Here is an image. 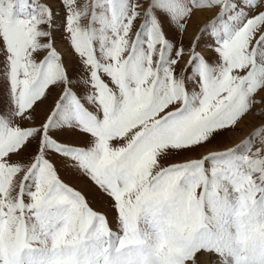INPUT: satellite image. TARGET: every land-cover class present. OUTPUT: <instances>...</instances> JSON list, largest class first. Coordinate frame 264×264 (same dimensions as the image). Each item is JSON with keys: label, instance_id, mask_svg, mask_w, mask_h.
Returning a JSON list of instances; mask_svg holds the SVG:
<instances>
[{"label": "snow or ice", "instance_id": "snow-or-ice-1", "mask_svg": "<svg viewBox=\"0 0 264 264\" xmlns=\"http://www.w3.org/2000/svg\"><path fill=\"white\" fill-rule=\"evenodd\" d=\"M0 85V264H264V0H0Z\"/></svg>", "mask_w": 264, "mask_h": 264}, {"label": "rangeland", "instance_id": "rangeland-1", "mask_svg": "<svg viewBox=\"0 0 264 264\" xmlns=\"http://www.w3.org/2000/svg\"><path fill=\"white\" fill-rule=\"evenodd\" d=\"M46 2L50 3L51 6L53 7L54 10H59L60 9V0H46ZM215 9L213 10H205V11H200L204 12V19L201 21L193 20L189 22L187 32L184 36V43L187 46L188 43L190 42L191 39L195 37L197 34L198 29L200 26L205 24L211 17L215 14ZM195 19L194 17H192ZM192 20V19H191ZM203 44V41H201ZM58 47L62 52L65 54L66 62L69 63L70 67L73 69L78 70V64H76L74 58L70 54V49L67 47V43L64 41H61L58 43ZM186 59V58H185ZM56 91L53 90L52 96L49 97V101L46 102L44 105H41L36 113V122L39 123L41 119L46 115L47 109L50 105V102L53 97H55ZM7 104V96L5 89L3 88L2 85H0V106H5ZM256 122V119L254 117L249 116L245 121L241 122L239 127L234 131V132H228L222 134V136L218 137L217 140L213 141V145L209 146H218V147H225V146H231L232 144L238 142L239 140L243 139L246 134L251 130L252 125ZM240 134V135H239ZM236 138V139H235ZM233 139H235V142L230 143ZM200 152L205 151V149H200ZM196 155V154H193ZM183 157H177V159H182ZM62 178L68 182L71 183L74 187L82 190L85 192V194L88 196V199L90 201V204L93 208L101 211H105L108 213L109 219L111 220L112 214L108 209L107 202L103 199H100L99 197L94 198V193L93 191L87 187L86 182L79 179V178H74L64 172H61Z\"/></svg>", "mask_w": 264, "mask_h": 264}, {"label": "bare ground", "instance_id": "bare-ground-1", "mask_svg": "<svg viewBox=\"0 0 264 264\" xmlns=\"http://www.w3.org/2000/svg\"><path fill=\"white\" fill-rule=\"evenodd\" d=\"M204 12H197V13H195V15L193 16L195 19H193L192 18V20L191 21H193V20H197V22L198 21H201V20H203L204 19ZM255 122V121H254ZM240 135V134H239ZM236 139V138H235ZM235 139H233L230 143H228V144H231L232 142H235L236 140Z\"/></svg>", "mask_w": 264, "mask_h": 264}]
</instances>
